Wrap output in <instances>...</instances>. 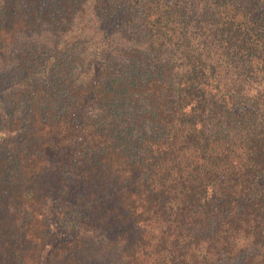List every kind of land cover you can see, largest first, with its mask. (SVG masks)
<instances>
[{
	"label": "trees",
	"instance_id": "1",
	"mask_svg": "<svg viewBox=\"0 0 264 264\" xmlns=\"http://www.w3.org/2000/svg\"><path fill=\"white\" fill-rule=\"evenodd\" d=\"M0 264H264V0H0Z\"/></svg>",
	"mask_w": 264,
	"mask_h": 264
},
{
	"label": "rangeland",
	"instance_id": "2",
	"mask_svg": "<svg viewBox=\"0 0 264 264\" xmlns=\"http://www.w3.org/2000/svg\"><path fill=\"white\" fill-rule=\"evenodd\" d=\"M43 29H44V27H42ZM45 30V29H44ZM43 30V31H44ZM46 31H47V29L43 32V36L45 37V38H43L41 35H38L37 37H38V41L37 42H43V43H47V44H51V43H53L54 41H53V34H52V32H50L49 34H47L46 33ZM61 33H63V32H61ZM52 34V35H51ZM52 36V37H51Z\"/></svg>",
	"mask_w": 264,
	"mask_h": 264
}]
</instances>
